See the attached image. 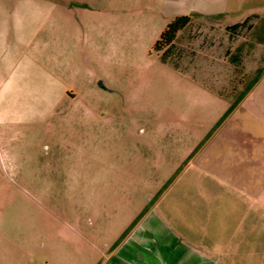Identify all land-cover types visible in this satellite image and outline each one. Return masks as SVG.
I'll use <instances>...</instances> for the list:
<instances>
[{
  "label": "rangeland",
  "instance_id": "obj_1",
  "mask_svg": "<svg viewBox=\"0 0 264 264\" xmlns=\"http://www.w3.org/2000/svg\"><path fill=\"white\" fill-rule=\"evenodd\" d=\"M258 3L264 0H228L224 23L194 20L165 51L173 63L167 65L145 46L142 31L150 23L147 13L163 0H0V59L31 68L41 91L33 119L5 130L12 157L0 160V264H100L107 238L117 239L139 221L149 198L167 190L157 215L166 205L187 207L182 197L195 188V151L264 69L258 45L264 17H249ZM123 6L134 10L104 22L100 36L99 17ZM235 21L243 22L226 26ZM63 36L81 46L82 57L74 48L66 54ZM113 40L119 48L111 63L105 58ZM213 52L235 60L233 91L224 96L214 89L223 83L209 75ZM101 79L111 88L99 85ZM66 88L70 95L46 113L48 93ZM86 107L94 117L85 115ZM99 122L105 123L99 137L117 148L116 160L104 164L100 177L97 168L86 178L80 149L84 139H97ZM126 204L130 220L121 226Z\"/></svg>",
  "mask_w": 264,
  "mask_h": 264
},
{
  "label": "crops",
  "instance_id": "obj_2",
  "mask_svg": "<svg viewBox=\"0 0 264 264\" xmlns=\"http://www.w3.org/2000/svg\"><path fill=\"white\" fill-rule=\"evenodd\" d=\"M254 6L249 17H264V3ZM132 10L131 6H123L102 14L98 27L100 36H105L102 35L106 29L104 22H114L121 18L119 15L126 19ZM228 13V0H163L159 10L147 13L150 23L142 30L145 46L154 50V44L176 16L191 15L193 20L178 32L173 45L194 20L202 18L224 23L223 18ZM15 16L17 19V9ZM241 22H227L226 26ZM116 34L113 32L109 38L112 40ZM0 37L5 38L3 33ZM74 44L63 36L62 48L66 51L70 48L66 54L72 55L74 48L75 56L82 57L81 46ZM258 45L264 51V41ZM111 47L112 53L105 59L113 63L117 60L115 51L119 44L113 40ZM156 52L162 63L173 64L167 56L163 58V52ZM210 54L207 59L211 64L209 75L223 83L222 87L214 89L218 90L219 96L232 93L235 60L231 61L228 55L217 58L214 52ZM28 69L25 72L22 62L16 59H0V160L3 163L12 157V139L6 137V128L30 122L39 111L41 91L32 69ZM54 81V84L62 85L61 78L56 77ZM98 84L111 88L106 79L99 80ZM70 91L66 88L48 93L45 112H52L65 95H70ZM84 112L94 117L92 108L86 107ZM103 122L96 127L97 139L94 142L84 139L80 149V155L85 158L83 171L86 178L97 168L96 173L100 177L104 164L116 160L117 148L99 137L104 130ZM107 125L115 129L113 123ZM128 192L124 190L125 194ZM166 193L164 190L154 201L153 197L149 198L152 205L129 230L117 239L115 234L107 238L108 249L103 252L100 264H264V69L239 94V100L213 135L195 151V188L186 190L182 197L187 207L180 210V207L166 205L157 215L154 209ZM128 206H124L126 216L118 225L125 226L130 220ZM178 214H184L185 218H178ZM94 219L91 218V222ZM71 228L75 234H82L78 228ZM115 240L117 243L114 245L112 242Z\"/></svg>",
  "mask_w": 264,
  "mask_h": 264
},
{
  "label": "trees",
  "instance_id": "obj_3",
  "mask_svg": "<svg viewBox=\"0 0 264 264\" xmlns=\"http://www.w3.org/2000/svg\"><path fill=\"white\" fill-rule=\"evenodd\" d=\"M191 15H179L174 17V19L169 22L165 30L162 32L160 38L154 44L153 49L158 52H163V58L165 57V51L170 49L173 46V42L177 37V34L180 30L188 26L192 22ZM247 20V19H246ZM245 20V21H246ZM240 23H235L231 27H238Z\"/></svg>",
  "mask_w": 264,
  "mask_h": 264
}]
</instances>
